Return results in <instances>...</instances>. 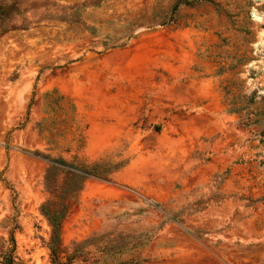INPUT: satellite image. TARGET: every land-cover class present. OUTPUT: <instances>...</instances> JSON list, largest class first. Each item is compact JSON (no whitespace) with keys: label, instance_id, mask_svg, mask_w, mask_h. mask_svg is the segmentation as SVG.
<instances>
[{"label":"rangeland","instance_id":"374dc122","mask_svg":"<svg viewBox=\"0 0 264 264\" xmlns=\"http://www.w3.org/2000/svg\"><path fill=\"white\" fill-rule=\"evenodd\" d=\"M18 1L8 23L26 29L0 38V264L12 247L53 264L49 165L25 149L125 163L85 181L63 261L264 264V0ZM85 1L86 24L61 20ZM155 203L183 223L157 230Z\"/></svg>","mask_w":264,"mask_h":264},{"label":"trees","instance_id":"16d2710c","mask_svg":"<svg viewBox=\"0 0 264 264\" xmlns=\"http://www.w3.org/2000/svg\"><path fill=\"white\" fill-rule=\"evenodd\" d=\"M93 1L94 4L99 3V0ZM86 3H88V1L65 7V9H71L72 11L61 20L69 23L74 22L86 24L79 12L81 7H85ZM184 3L190 4L188 1L184 2L183 0H176L173 4L172 11L175 12L176 9ZM20 11V2L18 0H0V38L9 31L26 29L25 25H20L16 22L8 23L9 18L19 14ZM86 29L92 31L93 27L86 25ZM24 152L34 157L44 159L49 165L44 176V185L50 196L40 204L39 210L51 226V235L48 246L51 251L53 264H70V258L66 261H63L62 259V254L65 251L62 239V227L63 221L71 208L72 202L77 201L78 195L88 178L95 177L98 179L110 180V175L120 167H123L125 163H113L109 165L110 167H107V169L102 167V164H95L92 167H77L73 163H69L62 158L52 157L40 150L25 149ZM197 201L196 202L199 203L200 200ZM154 206L157 209L162 210L164 216V220L158 225L157 230L162 228L167 221H175L180 224L183 223V219L178 216L179 212L171 213L169 209H166L160 203H155ZM201 208L196 207L194 210H199ZM100 238L101 236H93L87 239L84 244H92L95 240ZM11 240L13 244H15L14 233H11ZM100 248L107 251H113L114 249H120L121 247L119 243L115 245L111 242H107L100 245ZM13 252L14 247L2 255V264H16ZM139 262L140 261H121L119 264H138Z\"/></svg>","mask_w":264,"mask_h":264},{"label":"crops","instance_id":"0c3cea01","mask_svg":"<svg viewBox=\"0 0 264 264\" xmlns=\"http://www.w3.org/2000/svg\"><path fill=\"white\" fill-rule=\"evenodd\" d=\"M207 105H208V104H202V106L205 107V110L208 111V112H210V113H220V112L223 111L221 108H220L219 110H211V109H207V108H206Z\"/></svg>","mask_w":264,"mask_h":264}]
</instances>
